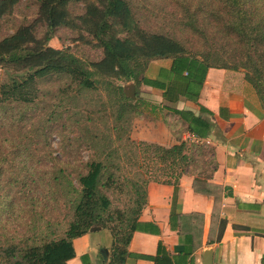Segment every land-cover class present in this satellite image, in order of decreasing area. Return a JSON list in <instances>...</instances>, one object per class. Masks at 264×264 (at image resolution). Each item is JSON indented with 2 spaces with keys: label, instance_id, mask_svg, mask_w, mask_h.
<instances>
[{
  "label": "trees",
  "instance_id": "trees-1",
  "mask_svg": "<svg viewBox=\"0 0 264 264\" xmlns=\"http://www.w3.org/2000/svg\"><path fill=\"white\" fill-rule=\"evenodd\" d=\"M77 1L38 0L34 21L18 25L10 34L0 38V64L24 70V73L18 77H9L7 82L0 83V104L6 101L30 104L33 102L32 86L48 79H54L60 85L66 84L65 90L71 89L76 95L85 91H96L97 86L102 83L106 85L104 90L109 100L101 101L99 109L84 111V114L70 111L68 114V117H74L76 114L77 117L70 122L72 126L82 125L81 129L85 134L67 137L63 152L68 153L74 145L81 143L91 150L92 157L83 164L82 169L67 170L62 166L59 158L52 156L51 159L59 162V166L51 167L47 171L50 175L48 181L39 182L42 176L30 171L23 164L9 165L10 173L6 184L9 189L15 188V193L21 194L25 202H28L32 196L29 193L26 195V191L31 192L39 186L46 185L47 193L50 192L57 198L63 196L68 198L72 204L73 216L64 234L58 238L43 236L39 244L26 245L25 242L22 247L14 243L0 246V264H65L74 256L71 240L86 233L98 222L100 212H104L109 207V199L101 188L119 187L134 203V209L129 214L126 211L121 212L120 225L127 228V233L122 243L116 240L112 242L107 264H123L125 257L131 254L125 249V245L134 230L137 215L145 203V186L149 181L172 185V203H174L178 177L187 172V166L194 164V170L203 178L197 177L193 180V190L211 193L214 198H218L219 195V187L214 186V190L211 191L209 185L205 183V179L210 178L211 172L215 169L212 158L208 155L204 161L205 165L210 164L207 173L202 174L204 169H199L195 165L197 157L211 153L212 148L196 141L187 143L180 137V132L183 130L195 138L206 137L210 129L209 122L190 110L168 108L169 115L176 117L174 123L169 126L177 132V143L163 147L155 143L134 140L128 133L132 115L136 113V105L125 95L122 86L113 85L100 70L89 69L83 61L67 50L45 47L54 29L69 24L66 6L70 2ZM14 2V0H0V17ZM217 2L221 5H213L214 10L208 15L213 23L211 30L221 34V40L216 43L222 46V50L226 48L225 50L228 51H236V54L229 58L230 61H223L221 64H216L215 57L208 58V55L213 54L211 50L213 41L203 40L207 43L208 51L191 52L177 40L161 34L141 31L134 24L129 9L123 11L127 6L121 0H97V5L100 7L88 4L84 13L77 19L85 24L86 28H91L94 38L102 47L104 57L117 62L122 73L120 77L125 81H132L135 87L143 83L163 90L162 96L166 100H176L180 95L186 100L196 102L209 67L236 70L241 66L246 70L243 75L245 81L251 85L264 109V0H217ZM110 18H117L126 31H137V42L131 43L125 37L123 39L125 45L115 36H106L109 23L112 22ZM36 24H42L45 28L40 38L35 35ZM191 28L195 31L193 33L200 35L196 27ZM123 46L128 47L127 55L119 53ZM239 52L244 53L241 55ZM156 58H169L170 66L167 70L159 69L157 75L149 79L144 76V71L148 60ZM107 107H109L108 112ZM199 111L205 109L199 106ZM107 119H111V123H107ZM19 120H22L21 115L18 116ZM96 122L102 123L103 130L99 129ZM23 124L0 116V129L4 127L5 131H9V134L4 136V131L0 130V143H5V146L31 156L29 132L33 129L36 132L37 126L24 129ZM45 133V130L40 131L44 139ZM67 148H69L68 152ZM148 150L159 158L161 163L168 161L171 170L175 165L181 166L177 171L170 172L168 179L161 181L147 177L138 182L120 173L122 160L138 165L139 153ZM192 150L196 152L193 153ZM70 172H73L77 186L72 183ZM33 182L37 185H32ZM60 185H64L65 191L57 194V187ZM226 193L230 194V190L227 189ZM177 216L180 219L195 216L201 221L199 214L180 213ZM178 231L183 232L184 244L189 245V248L185 249V253L188 254L192 248L189 227L186 223L185 225L181 223ZM141 257L151 260L153 264H172L170 256L162 249L160 243L157 244L155 255Z\"/></svg>",
  "mask_w": 264,
  "mask_h": 264
},
{
  "label": "rangeland",
  "instance_id": "rangeland-1",
  "mask_svg": "<svg viewBox=\"0 0 264 264\" xmlns=\"http://www.w3.org/2000/svg\"><path fill=\"white\" fill-rule=\"evenodd\" d=\"M14 1L7 12L0 17V38L10 34L16 26L31 23L36 18L38 0ZM121 1H124L125 6H127L124 7L123 11L128 8L136 27L145 33H157L177 40L191 52L206 51L207 43L205 41H213L214 44L211 47L213 54L208 55V58L213 59L215 57L216 64L230 61L229 58L236 54V51L233 50L228 51L225 50L226 48L222 50V46L216 43L221 40V34L211 30L213 23L209 20L208 15L214 10L213 5H221L217 0ZM88 4L100 7L97 5V0H78L68 3L66 9L69 24L54 29L51 37L45 43V47L67 50L83 61L89 69L100 70L102 75L108 78L113 85H121L125 83V80L120 77L122 73L117 62L104 57L102 47L94 38L91 28H86L85 24L77 19L84 13ZM110 20L112 22L109 23L106 36H115L125 45L126 42L123 41L125 37L131 43L137 42V31L124 30L117 18H110ZM190 26L196 27V31H200V35L193 33L195 31ZM44 32V26L36 24V37H42ZM127 51L128 47L123 46L119 53L127 55ZM239 53L243 55L244 52ZM152 60L155 59L148 60V64ZM233 71L241 72L244 75L246 70L239 66ZM23 73L24 70L0 64V83L7 82L9 77H18ZM65 85L58 84V81L54 79L41 81L32 86L33 102L30 104H22L16 101H6L0 104V116L13 119L17 123H24V129L37 126L36 132L34 129L29 132L31 156L5 146V143H0V246L14 243L22 247L25 242L26 245L39 244L43 236L58 238L64 234L73 216L72 204L68 198L65 196L57 198L50 192L47 193L46 185L39 186L31 192L26 191V195L29 193L32 196L28 202H25L21 194L15 193V188L9 189L6 184L10 173L9 165L23 164L30 171H35L42 176L39 182H45L50 178L47 171L51 167L57 168L59 166V162L51 159L52 156L59 158V161H62V166L71 171L77 168L82 169L83 164L92 157L91 150L86 148L83 143L74 145L70 151L67 148L66 151L69 152L64 153V142L67 137L85 134L81 129L82 125L72 126L70 121L77 117L76 114L78 113L84 114V111L99 109L101 101L108 102L107 92L104 90L106 85L100 83L96 91H85L80 95L74 94L71 89L66 91ZM138 92V87L133 85L134 96L131 99L136 105V113L132 115L129 127L130 138L133 136L132 130L136 129V123L133 122L134 117L139 113V110L141 113L146 111L144 105L136 103ZM108 110L109 107L106 111L108 112ZM70 111L76 112L74 117H68ZM20 115L22 120L18 121ZM110 120L107 119V123H111ZM96 123L99 129L103 130L102 123ZM0 130L4 131V136L9 134V131H5L4 127ZM44 130L46 131L45 139L40 135V131L43 132ZM192 152L195 153L196 151L192 150ZM137 161L138 165H132L131 162L122 160L120 173L128 179H136L138 182L147 177L161 181L168 179L170 172L177 171L181 166L180 164L175 165L171 170L168 161L164 164L161 163L159 158L154 156L150 150L139 153ZM204 161L202 156H198L196 159V165L199 169H204L202 174L207 173L210 168V164L205 165ZM194 168L191 166L190 169ZM70 173L72 183L76 185L73 172ZM34 184L36 183L33 182L32 185ZM101 190L109 199V207L104 212H100L98 222L91 227H98V230L108 235L111 240V247L114 240L119 243L123 242L127 228L120 225L121 212L126 211L129 214L134 209V203L129 195L120 190L119 187L113 186L110 189L101 188ZM57 191V194L64 192V185L58 186Z\"/></svg>",
  "mask_w": 264,
  "mask_h": 264
},
{
  "label": "crops",
  "instance_id": "crops-1",
  "mask_svg": "<svg viewBox=\"0 0 264 264\" xmlns=\"http://www.w3.org/2000/svg\"><path fill=\"white\" fill-rule=\"evenodd\" d=\"M170 62L169 58L152 60L144 76L153 79L159 69L167 70ZM132 85V81L121 84L125 90ZM138 90L136 103L146 111L138 109L134 117L136 129L131 136L136 140L163 147L177 143V132L169 126L176 117L169 115L168 108L190 110L209 122L206 137L195 138L186 130L180 137L212 148L208 155L215 169L205 183L211 191L219 187V195L214 198L211 193L193 190V180L203 178L190 169L194 164L178 177L174 203L172 185L149 181L145 203L125 245L131 254L123 264H153L141 256L155 255L158 243L172 264H202L207 249L211 264H264V110L251 85L241 72L209 67L196 102L180 95L166 100L163 90L143 83ZM199 106L205 111H199ZM207 157L205 154L204 160ZM180 213L199 214L201 221L195 216L180 219ZM181 223H186L192 236L188 254L185 249L189 245L178 231ZM110 243L109 236L98 228L88 230L71 240L74 256L65 264H107Z\"/></svg>",
  "mask_w": 264,
  "mask_h": 264
},
{
  "label": "water",
  "instance_id": "water-1",
  "mask_svg": "<svg viewBox=\"0 0 264 264\" xmlns=\"http://www.w3.org/2000/svg\"><path fill=\"white\" fill-rule=\"evenodd\" d=\"M125 95H127L130 98H133V85L129 86L127 90L123 89ZM94 228H98V227H91L89 230H92ZM202 264H211V251L209 249L204 250L203 255H202V260H201Z\"/></svg>",
  "mask_w": 264,
  "mask_h": 264
}]
</instances>
